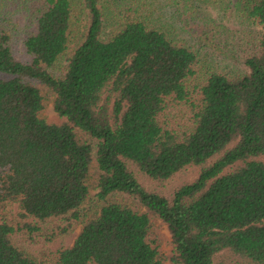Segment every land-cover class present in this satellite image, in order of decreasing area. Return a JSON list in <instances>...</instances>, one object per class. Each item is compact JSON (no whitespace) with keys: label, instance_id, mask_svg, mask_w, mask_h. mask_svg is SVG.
<instances>
[{"label":"trees","instance_id":"16d2710c","mask_svg":"<svg viewBox=\"0 0 264 264\" xmlns=\"http://www.w3.org/2000/svg\"><path fill=\"white\" fill-rule=\"evenodd\" d=\"M206 6L264 28V0H0V264H167L157 220L171 264H264V32L248 72L193 88L198 53L176 32ZM50 96L59 123L44 117ZM185 103L190 124L170 126ZM94 160L98 196L119 198L84 222ZM188 166L199 176L171 198L133 169L164 181ZM79 224L53 259L15 242Z\"/></svg>","mask_w":264,"mask_h":264},{"label":"rangeland","instance_id":"374dc122","mask_svg":"<svg viewBox=\"0 0 264 264\" xmlns=\"http://www.w3.org/2000/svg\"><path fill=\"white\" fill-rule=\"evenodd\" d=\"M89 18L84 19V24H88ZM178 24L180 23L177 20ZM184 27H178L176 36L184 39L192 45L198 53V63L195 66V74L189 80V84L193 88L205 82L206 78L212 73H222L229 76L243 74L249 71V67L244 60L252 48L256 46L259 38L264 32V28L258 22H249L240 19L232 11L220 12L219 10L206 6L202 9L200 15L191 19L188 23H180ZM180 25V26H181ZM195 28L196 31L192 30ZM202 34L203 39L200 38ZM74 44L71 46L69 53L72 51ZM17 55L21 59H25L22 45H17ZM68 54L60 57L51 71L55 75H61L64 67L67 64ZM54 96L49 97L48 105L44 112V117L50 122H61V118L54 109ZM192 114V106L190 103L179 104L167 112L166 119L170 126L184 129L190 124ZM234 143H232L233 145ZM231 145V146H232ZM95 155V154H94ZM218 157L211 160L213 162ZM264 161V156L259 157ZM236 166V164H235ZM234 166V167H235ZM135 170L140 182L152 192H158L166 197L171 198L174 192L181 185L194 181L201 171V166H188L182 169L164 181H157L141 174ZM233 167L226 169V172L231 171ZM98 171L97 162L94 160L90 176L87 183L90 187V195L83 205L82 213L84 222L90 220L95 215L99 214L102 207L108 200L118 199L119 196L108 197V200H102L98 196L99 188L97 186L95 176ZM123 198H127L123 196ZM15 211V207L13 208ZM13 211V212H14ZM162 236V250L166 257L167 264H171V256L173 255L174 243L172 236L161 220H157ZM83 224H79L68 234L59 238L56 241L48 242L43 238H38L36 242L26 240L22 235L15 236L16 245L31 252L33 255L41 258L53 259L57 252L61 249L71 247L79 234ZM236 258L230 253H224L217 257V260L233 261Z\"/></svg>","mask_w":264,"mask_h":264}]
</instances>
